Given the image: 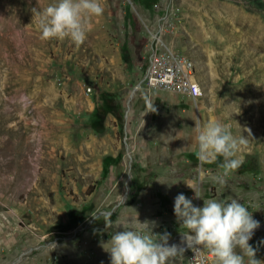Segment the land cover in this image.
<instances>
[{
    "label": "rangeland",
    "instance_id": "1",
    "mask_svg": "<svg viewBox=\"0 0 264 264\" xmlns=\"http://www.w3.org/2000/svg\"><path fill=\"white\" fill-rule=\"evenodd\" d=\"M56 2L0 0V264H111L108 221L134 210L186 240L181 193L235 198L264 222V0H101L79 45L41 39L33 10ZM160 44L193 61L199 98L145 88ZM211 120L248 141L227 187L211 179L223 157L198 155L195 124ZM248 243L264 261V229ZM196 247L215 264L197 244L169 264Z\"/></svg>",
    "mask_w": 264,
    "mask_h": 264
},
{
    "label": "clouds",
    "instance_id": "2",
    "mask_svg": "<svg viewBox=\"0 0 264 264\" xmlns=\"http://www.w3.org/2000/svg\"><path fill=\"white\" fill-rule=\"evenodd\" d=\"M104 11L101 0H57L42 11L34 9L33 13L41 39L69 38L79 45L91 30V18L103 15ZM195 131L202 161L215 162L218 157H223L222 172L212 175L211 179L221 187H227L225 178L241 166L242 161L236 153L241 145L247 144V139L243 136L235 138L230 127L219 120L203 125L197 122ZM121 202H124L122 197ZM173 210L177 220L188 230L185 237L207 249L215 258V264H264L255 258L256 250L248 243L259 222L237 199L210 198L203 200L202 207H197L181 193L174 199ZM134 212L135 217L116 223L111 219L108 221L107 227L115 229L106 243L109 247H104L110 254L111 264H169L170 260L183 256V249L167 246L168 234L158 236L153 233L155 221L141 222L138 213ZM194 260L195 264H203L196 254Z\"/></svg>",
    "mask_w": 264,
    "mask_h": 264
},
{
    "label": "built area",
    "instance_id": "3",
    "mask_svg": "<svg viewBox=\"0 0 264 264\" xmlns=\"http://www.w3.org/2000/svg\"><path fill=\"white\" fill-rule=\"evenodd\" d=\"M143 84L147 90L165 91L190 99L202 94L193 61L161 44L148 55ZM197 250L198 247L190 249L187 264H195V254L206 263L208 254Z\"/></svg>",
    "mask_w": 264,
    "mask_h": 264
},
{
    "label": "bare ground",
    "instance_id": "4",
    "mask_svg": "<svg viewBox=\"0 0 264 264\" xmlns=\"http://www.w3.org/2000/svg\"><path fill=\"white\" fill-rule=\"evenodd\" d=\"M191 242H194L190 237L187 238L186 240H178V241H170V242H167V246H172V245H175L176 248H181V247H190L191 246ZM195 243V242H194Z\"/></svg>",
    "mask_w": 264,
    "mask_h": 264
},
{
    "label": "crops",
    "instance_id": "5",
    "mask_svg": "<svg viewBox=\"0 0 264 264\" xmlns=\"http://www.w3.org/2000/svg\"><path fill=\"white\" fill-rule=\"evenodd\" d=\"M141 195H142V197H145V198H155L156 197V193L151 195L150 192H148V191L142 193Z\"/></svg>",
    "mask_w": 264,
    "mask_h": 264
},
{
    "label": "water",
    "instance_id": "6",
    "mask_svg": "<svg viewBox=\"0 0 264 264\" xmlns=\"http://www.w3.org/2000/svg\"><path fill=\"white\" fill-rule=\"evenodd\" d=\"M263 229H264V222L260 223L259 224V227L257 229H255L254 231H256V230H263ZM190 244L193 245L195 243L194 242H191Z\"/></svg>",
    "mask_w": 264,
    "mask_h": 264
},
{
    "label": "trees",
    "instance_id": "7",
    "mask_svg": "<svg viewBox=\"0 0 264 264\" xmlns=\"http://www.w3.org/2000/svg\"><path fill=\"white\" fill-rule=\"evenodd\" d=\"M156 195L158 196V198L161 197V194L159 192H156Z\"/></svg>",
    "mask_w": 264,
    "mask_h": 264
}]
</instances>
